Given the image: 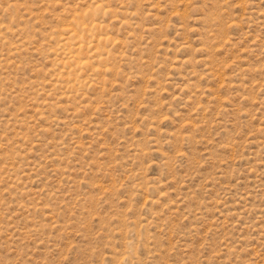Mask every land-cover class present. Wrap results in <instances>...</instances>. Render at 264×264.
Segmentation results:
<instances>
[{
	"label": "rangeland",
	"instance_id": "rangeland-1",
	"mask_svg": "<svg viewBox=\"0 0 264 264\" xmlns=\"http://www.w3.org/2000/svg\"><path fill=\"white\" fill-rule=\"evenodd\" d=\"M0 264H264V0H0Z\"/></svg>",
	"mask_w": 264,
	"mask_h": 264
}]
</instances>
